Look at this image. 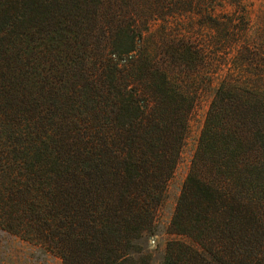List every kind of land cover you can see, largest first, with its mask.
I'll return each mask as SVG.
<instances>
[{"label":"trees","instance_id":"16d2710c","mask_svg":"<svg viewBox=\"0 0 264 264\" xmlns=\"http://www.w3.org/2000/svg\"><path fill=\"white\" fill-rule=\"evenodd\" d=\"M230 2L0 0V230L62 264H150L192 89L223 72L169 225L190 242L161 264H264V44Z\"/></svg>","mask_w":264,"mask_h":264},{"label":"rangeland","instance_id":"374dc122","mask_svg":"<svg viewBox=\"0 0 264 264\" xmlns=\"http://www.w3.org/2000/svg\"><path fill=\"white\" fill-rule=\"evenodd\" d=\"M212 1L215 5V15H229L235 10L230 0ZM241 7L245 10L250 39L264 44V0H242ZM222 75L223 72H219L211 76L210 80L207 77H200L195 88L192 89L195 101L190 112L189 132L181 151L180 161L167 184L164 198L157 207L155 229L138 240L141 253L149 256L150 264H161L169 241L178 239L190 242L183 235L169 232V225L189 170L190 159L196 148L206 112ZM0 264H62V261L58 256L19 236L0 230Z\"/></svg>","mask_w":264,"mask_h":264}]
</instances>
